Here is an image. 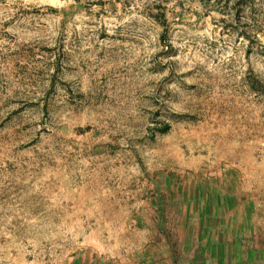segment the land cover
<instances>
[{
  "label": "rangeland",
  "instance_id": "obj_1",
  "mask_svg": "<svg viewBox=\"0 0 264 264\" xmlns=\"http://www.w3.org/2000/svg\"><path fill=\"white\" fill-rule=\"evenodd\" d=\"M0 264H264V0H0Z\"/></svg>",
  "mask_w": 264,
  "mask_h": 264
}]
</instances>
